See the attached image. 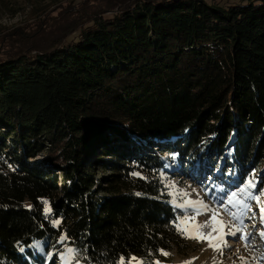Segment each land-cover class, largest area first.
Wrapping results in <instances>:
<instances>
[{
	"label": "trees",
	"instance_id": "16d2710c",
	"mask_svg": "<svg viewBox=\"0 0 264 264\" xmlns=\"http://www.w3.org/2000/svg\"><path fill=\"white\" fill-rule=\"evenodd\" d=\"M80 6L41 46L1 41L0 264H32L38 241L153 264L185 248L163 155L242 177L264 162V0Z\"/></svg>",
	"mask_w": 264,
	"mask_h": 264
},
{
	"label": "rangeland",
	"instance_id": "374dc122",
	"mask_svg": "<svg viewBox=\"0 0 264 264\" xmlns=\"http://www.w3.org/2000/svg\"><path fill=\"white\" fill-rule=\"evenodd\" d=\"M81 2L83 0H0V51L2 39L6 38V41L10 38L14 39L13 37L7 38V36L15 35L17 29L28 37L35 33L37 42L40 43V46L43 45L44 41L60 34L64 27L71 23L70 19L73 16L71 13L76 12L74 7H81ZM162 160L164 171L161 173V179L164 193L181 218L178 220V228L184 230L182 237L185 248L182 252L173 248L165 258L158 260L159 264H195L200 254L203 253L208 240L198 241L186 237L188 235H207L208 231L204 230L205 227L198 228L197 226L203 225L200 221L204 223L207 215L214 213L219 218H226L229 221L227 233L234 231V227L239 226L244 228L248 237V246L246 247L241 233H237L236 237L227 235V245L218 249L217 255L221 256L219 264H264V239L258 234L260 231H264V219L260 215V207L264 205V196L260 197L261 203L256 204L255 201L247 198V193L241 191L247 188L250 180L256 185L255 188L248 189L253 194L258 193L259 189L263 187L264 162L261 169H250L249 174L242 177L237 171L227 167L222 159L219 161L217 157H213L211 161H215V166L220 168L218 171H214L213 168L202 162H196L188 168L189 166H184L178 161L176 154H165ZM233 192L239 199L251 206L242 217L243 225L238 219L234 220L231 215V213L239 215L244 211L237 204L228 203V198ZM188 201L194 202L193 208L187 207ZM200 201L207 205V208L199 210L200 214L197 215V206L200 207V205L196 202ZM221 203L225 205L223 208L220 206ZM183 217L189 219L184 220ZM250 235H252V240L249 238ZM253 238L256 239L255 242H253ZM253 243H261V246L253 247ZM48 245V241L33 243L29 248L32 257L25 258L32 264H40L38 259L41 257L43 264H52V262L53 264H69V259H66L69 257L67 249L73 247L68 246L63 251H59L55 247L47 249ZM133 257L136 259H130L128 264H142L138 256ZM241 257L243 260L240 259ZM77 260L78 264H85L79 255L77 259L71 260V264H77Z\"/></svg>",
	"mask_w": 264,
	"mask_h": 264
},
{
	"label": "snow or ice",
	"instance_id": "6c2138e0",
	"mask_svg": "<svg viewBox=\"0 0 264 264\" xmlns=\"http://www.w3.org/2000/svg\"><path fill=\"white\" fill-rule=\"evenodd\" d=\"M133 174L134 175H139V173H133ZM255 187H256V185L253 184L252 181L250 180V181H248L247 188H244L241 191L247 193V198L248 199H251V200L255 201L256 204H260L261 203L260 197L264 196V187L260 188L258 193H256V194H253V192L248 191L249 188H255ZM233 198H235V199H233ZM193 203L194 202H192V201H188L189 205H192ZM196 203H199L201 208H207V205H205L202 201L196 202ZM228 203H235L241 209L244 210L239 215H237V213H231V215L233 216L234 220L238 219L240 221V224L243 225V218L242 217L246 214V211L249 210L251 206L249 204L245 203L244 200L239 199L235 192L231 193L230 197L228 198ZM220 206H221V208H223L225 205H224V203H221ZM45 212H51V209L47 208V209H45ZM196 214L197 215L200 214L199 209H197V213ZM260 215H261V218L264 219V205H262L260 207ZM215 218H216V214L214 213L212 219L215 220ZM180 219H181L180 217L177 218V220H180ZM183 219L184 220H188L189 218L188 217H183ZM53 223L56 224V225H59L60 221L59 220H54ZM174 223H175V221H174ZM207 224H208V222H205L204 225H200V226H197V227L198 228L206 227ZM178 231L181 232V235H184V230L183 229H179L178 228ZM213 231L215 232V231H217V229L214 227ZM237 232L241 233V238L244 239L245 246L247 247L248 246V237H247V234L244 232V228L243 227L237 228L236 231H229L226 235H231L232 237H236ZM258 234L261 236L262 239H264V231H260ZM66 238L67 237H66V234H65L64 236H61L60 241L62 242ZM186 238H188V239H196L198 241L208 240L209 247H212L214 250L220 249L221 244H223L225 246L227 245V239L224 236L220 237V243L213 244L212 243L211 233H209L207 235H204V234L188 235ZM67 251L69 253V257H67L66 259H69V264H71V260L77 259L79 253H78V250H76L74 248H69V249H67ZM161 254H163L165 256L168 255V253H166V252H162ZM130 259L134 260L136 258L132 257ZM240 259L243 260V257H241ZM77 264H78V260H77ZM118 264H124V257H120V260L118 261ZM153 264H159V261L158 260L154 261Z\"/></svg>",
	"mask_w": 264,
	"mask_h": 264
},
{
	"label": "bare ground",
	"instance_id": "6f19581e",
	"mask_svg": "<svg viewBox=\"0 0 264 264\" xmlns=\"http://www.w3.org/2000/svg\"><path fill=\"white\" fill-rule=\"evenodd\" d=\"M175 195V192H174ZM189 208H193V205H189ZM197 209L201 210H206V208H201L197 206ZM213 215L212 214H208L207 218L205 219L204 223L203 221H200L203 225L205 224V222H208L207 226L204 228L205 231H208V234L211 233L212 236V243L213 244H218L220 243V237L224 236L226 238V234H227V229L229 228V221L226 218H219L216 215L215 220L212 219ZM258 225V224H255ZM216 228L217 231H213V228ZM237 228H239V226L234 227V231L237 230ZM240 233V232H237ZM252 235L249 236V238H251ZM252 240V238H251ZM256 239L253 238V242H255ZM207 245L203 251L202 254H200L199 258L197 259L195 264H219L220 260H221V256L217 255L218 250H214L212 247H209V242H206ZM228 243V242H227ZM261 246V243H253V247L259 248ZM223 247V244H221L220 248ZM248 249V248H247ZM250 250V248H249ZM257 258V257H256ZM194 264V263H193Z\"/></svg>",
	"mask_w": 264,
	"mask_h": 264
}]
</instances>
